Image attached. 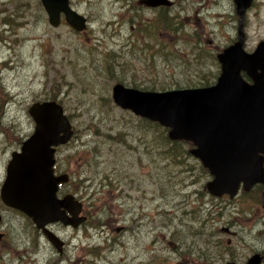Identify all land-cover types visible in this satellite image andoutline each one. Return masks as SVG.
I'll list each match as a JSON object with an SVG mask.
<instances>
[{
  "label": "rangeland",
  "instance_id": "rangeland-1",
  "mask_svg": "<svg viewBox=\"0 0 264 264\" xmlns=\"http://www.w3.org/2000/svg\"><path fill=\"white\" fill-rule=\"evenodd\" d=\"M137 1L70 0L87 18L76 31L63 18L51 26L40 0H0V185L10 150L34 129L29 106L55 100L74 131L58 148L60 172L74 182L62 194L80 196L87 217L77 228L48 226L65 243L59 253L0 199V264H217L207 229L263 226L262 184L212 196L191 144L169 140L164 127L111 98L117 82L156 91L213 84L216 54L237 35L233 0H172L171 8ZM243 32L252 52L264 39V0L246 10Z\"/></svg>",
  "mask_w": 264,
  "mask_h": 264
},
{
  "label": "water",
  "instance_id": "water-1",
  "mask_svg": "<svg viewBox=\"0 0 264 264\" xmlns=\"http://www.w3.org/2000/svg\"><path fill=\"white\" fill-rule=\"evenodd\" d=\"M51 26L61 14L74 30L86 27V19L69 6V0H40ZM239 15L240 38L218 53L220 74L207 87L143 91L116 83L112 99L122 109L158 121L169 128L171 140L191 141L190 153L212 176L205 188L209 194L229 197L240 187L248 191L263 185L264 209V40L252 52L242 48V17L252 0H233ZM148 7L171 6L170 0H141ZM245 72L251 83L241 77ZM35 128L11 154L0 188L2 201L31 218L58 251L62 241L45 229L51 222L77 227L81 205L71 194L57 197L66 174L54 175L55 147L72 135L69 119L54 100L35 102L29 108Z\"/></svg>",
  "mask_w": 264,
  "mask_h": 264
},
{
  "label": "flooded vegetation",
  "instance_id": "flooded-vegetation-1",
  "mask_svg": "<svg viewBox=\"0 0 264 264\" xmlns=\"http://www.w3.org/2000/svg\"><path fill=\"white\" fill-rule=\"evenodd\" d=\"M140 1L141 0H138L136 3L138 4V6L144 7L145 5L140 3ZM254 3H255V0H252V3L250 5V7H248L246 10L251 8L254 5ZM173 5H174V2H173ZM234 5H235V3H234ZM155 8H159V7H155ZM235 12H236V5H235ZM236 14H237V12H236ZM237 16H238V25H237L236 38H235L234 41H232V43H230L229 45L225 46L224 48L234 44L240 38V36H239V15L237 14ZM243 17H244V15H243ZM243 17H242L240 30H241L242 37H243V42H244ZM261 40H263V39H261ZM224 48H222L218 53L223 51ZM218 53L216 54V58H217ZM241 74H242V76L244 77V79L246 81H250V79L246 76L245 72H242ZM29 135L23 136V140L20 141L19 145H17L15 148L10 150V155L14 151H18L20 149L22 142ZM58 153H59V151H58V148H57L56 149V153H55V172L56 173L60 171V163L58 162V159H57ZM8 161H9V159H8ZM8 161H7V164H8ZM7 164H6V167H7ZM6 167H5V169H6ZM66 173H68V172H66ZM71 183H74V182L72 181L70 173H68V179H67L66 183H64L62 186H64V185L68 186L69 187L68 190H70ZM0 187H1V185H0ZM68 193H72L73 195H75L76 198L82 202V205L84 204V201L76 193H74L72 191H70ZM59 195L60 196L63 195L62 194V188L59 191ZM222 196H224V195H222ZM222 196H220V197H222ZM228 198H230V197L228 196ZM0 199H1V197H0ZM1 201H2V199H1ZM6 208L14 210V211H17V214L21 213L22 215H25L24 213H22L19 210L10 208L8 206H6ZM2 212H3V208L0 207V240H2L4 238V236L6 235V233L4 231H2V228H3L2 227V223H3V218L2 217H3V215L1 214ZM86 219H87V217H86ZM211 220H213V218H211L208 221L209 224H211V222H210ZM53 224H55V223L47 224L45 229L48 232H51V233L54 234V232L52 230H50V228L48 227V226L53 225ZM57 224H60V223H57ZM262 224H263V226H261V227H254V226H249V227L238 226V227H236V226L226 225V226H221V227H214L212 229L211 228L207 229L205 234L208 236L209 241L211 242L212 245L218 246V248H219V254H215L214 255L215 257L218 256L217 257V264H264V220L262 221ZM34 226L53 245V243L50 241V239L48 238L46 233L41 228H37L36 225H34ZM115 228H116V231L118 232L120 230H123L125 228V226L119 225V226H117ZM196 231H197V229H196ZM196 231L191 230L190 233L192 235L196 236V234H197ZM223 237L226 238V242L227 243H222V238ZM235 237L237 238V243L234 242V241L232 242V240ZM64 245H65V243L62 241L61 251H59V253L62 252ZM163 261L164 260L161 259L160 260V264H162ZM212 263L216 264L215 263V259H213L211 257V264ZM149 264H153V261H151ZM185 264H195V263L193 262V258H191V259H188L185 262Z\"/></svg>",
  "mask_w": 264,
  "mask_h": 264
},
{
  "label": "bare ground",
  "instance_id": "bare-ground-1",
  "mask_svg": "<svg viewBox=\"0 0 264 264\" xmlns=\"http://www.w3.org/2000/svg\"><path fill=\"white\" fill-rule=\"evenodd\" d=\"M15 37H17L18 39H22V37H24V36L22 34L18 33V35H16ZM243 43H242V48H243ZM41 252H43V250H41ZM9 260H10L9 258H6V262H8ZM33 260L34 259H32L31 257L26 258L25 259V264H31L33 262Z\"/></svg>",
  "mask_w": 264,
  "mask_h": 264
}]
</instances>
